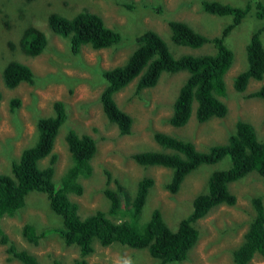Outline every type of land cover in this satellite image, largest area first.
<instances>
[{"label":"rangeland","instance_id":"rangeland-1","mask_svg":"<svg viewBox=\"0 0 264 264\" xmlns=\"http://www.w3.org/2000/svg\"><path fill=\"white\" fill-rule=\"evenodd\" d=\"M217 1L233 6H242L250 1L252 13L254 3L259 2L264 7V0ZM80 10L98 14L106 26L118 30L121 35L118 44L97 50L83 45L78 53L71 54L66 41L47 28L45 17L49 12L69 17ZM168 20L183 21L202 35L212 37L230 22L231 16L203 11L200 0H0V173H8L9 160L33 142L35 128L32 114L48 115L52 112L51 103L61 100L67 117L58 128L53 144L56 154L54 177H59L69 162L63 138L68 128L78 134L90 135L96 145L91 159V175L80 180L83 187L81 194L68 195L77 204L80 217L96 209H106L103 189L114 190L117 183L128 194L125 195L128 199L136 181L143 175L151 176L154 183L147 191L141 219H146L153 208L159 209L168 226L185 216L190 210L192 197L203 190L209 171L224 168L227 163L217 162L197 168L183 179L176 192L171 193L163 187L169 175L166 168L139 166L132 160L131 154L159 149L151 137L153 131L190 140L197 149L224 142L237 120L250 123L258 138L264 136V102L250 95L264 84V73L261 80L249 79L242 92H236L231 85L233 76L246 66L245 45L248 38L253 30L264 26V19L247 14L224 38L233 59L223 77L225 93L220 99L226 106L223 117L198 123L191 115L183 126H170L164 118L169 114L171 101L185 72L162 73L151 87L136 91L132 81L113 95L118 107L132 119L130 132L119 135L115 125L101 111L97 97L103 80L97 71L121 64L134 48L136 34L144 29L154 30L174 55L212 50L210 45L191 49L173 44L166 25ZM28 24L43 31L47 38L44 50L36 56L23 54L17 46L20 32ZM260 40L264 51V30ZM8 60L28 65L35 75L34 84L22 82L14 88H6L1 70ZM13 97L19 99L20 106L10 113L8 100ZM46 162L47 158L41 161L42 164ZM229 184V190L236 198L235 203L213 206L204 217L194 222L198 238L186 259L176 264H232L230 251L239 242L252 214L250 197L259 195L264 202V183L252 172ZM26 222L33 224L37 232H45L36 244L27 243L20 235L22 224ZM58 224L59 219L49 209L45 196L35 191L26 195L23 207L14 216L0 220L7 237L17 247L33 253L41 264L53 259L72 264L78 258L77 247L64 244L56 233L48 230ZM92 246L93 251L85 257L86 264L158 263L144 248H131L118 243L102 246L96 241L92 242ZM4 247L0 244V264H19L16 260H6ZM247 264H264V258L254 255Z\"/></svg>","mask_w":264,"mask_h":264},{"label":"trees","instance_id":"trees-1","mask_svg":"<svg viewBox=\"0 0 264 264\" xmlns=\"http://www.w3.org/2000/svg\"><path fill=\"white\" fill-rule=\"evenodd\" d=\"M251 6L250 1L242 6H233L217 0H200L203 11L231 16L230 22L212 37L202 35L183 21L166 22L173 44L191 49L210 45L211 51L174 55L158 33L144 29L135 35V46L121 64L99 69L97 72L103 84L97 98L103 115L115 125L118 134L130 132L132 119L118 107L113 95L132 81L136 91L151 87L162 73L185 72L171 101L169 114L164 118L170 126H183L191 115L198 123L223 117L226 113V106L220 101L225 93L223 77L233 59L224 38L247 14L264 19V7L256 2L252 13ZM45 23L53 34L66 41L71 54L78 53L83 45L97 50L113 47L121 40L118 30L106 26L98 14L88 10H80L69 17L49 12ZM263 30L264 26L256 28L248 38L245 45L246 66L233 76L231 82L236 92L244 91L249 79L261 80L263 77L264 51L260 40ZM46 44L43 31L30 24L23 27L17 39L19 50L27 56L38 55ZM1 76L6 88H14L22 82H35V75L29 66L17 60H8L1 70ZM250 95L264 102V84ZM19 106L18 98L8 100L10 113H14ZM51 109L48 115L32 114L35 128L33 142L23 147L17 157L9 160L8 173H0V220L14 216L23 207L29 192L43 194L49 209L59 219V224L48 230L56 233L64 244L77 247L78 258L72 264H86L85 257L93 251V241L102 246L118 243L131 248H144L152 258L158 260L157 264L180 263L186 259L198 238L194 222L204 217L213 206L235 203L236 198L229 190V183L252 172L264 183V136L258 138L253 126L246 121L237 120L224 142L211 144L204 149H197L190 140L153 131L151 137L159 149L140 150L132 153L131 158L142 167L166 168L169 175L163 187L171 193L176 192L183 179L199 167L217 162H226L227 166L209 171L203 190L190 201L189 212L172 226L166 224L157 208H153L146 219H141L147 191L154 183L148 175L136 181L128 199H125L128 194L118 183L114 190L103 189L106 209H96L80 217L77 204L68 195L81 194L83 187L80 180L91 175L95 140L86 133L78 134L68 128L63 138L69 162L62 174L54 177L56 154L53 144L67 114L61 100H54ZM45 158L47 162L42 164ZM250 204L252 214L239 242L230 251L232 264H247L254 255L264 258V202L259 195H255L250 197ZM44 233L37 232L34 225L28 222L22 224L20 230L21 237L31 244H36ZM0 244L5 246L8 261L41 264L35 255L17 247L1 225ZM46 264L64 263L53 259Z\"/></svg>","mask_w":264,"mask_h":264},{"label":"flooded vegetation","instance_id":"flooded-vegetation-1","mask_svg":"<svg viewBox=\"0 0 264 264\" xmlns=\"http://www.w3.org/2000/svg\"><path fill=\"white\" fill-rule=\"evenodd\" d=\"M31 244V243H30ZM28 251V250H27ZM29 252V251H28ZM31 253V252H30ZM33 254V253H32Z\"/></svg>","mask_w":264,"mask_h":264}]
</instances>
